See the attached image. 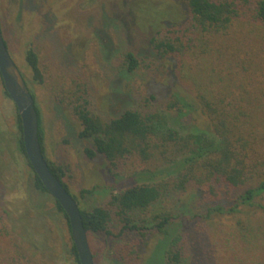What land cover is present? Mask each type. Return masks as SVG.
<instances>
[{"label": "rangeland", "instance_id": "374dc122", "mask_svg": "<svg viewBox=\"0 0 264 264\" xmlns=\"http://www.w3.org/2000/svg\"><path fill=\"white\" fill-rule=\"evenodd\" d=\"M190 15L181 0H0L4 39L41 113L45 155L65 168L64 181L82 208L106 205L112 194L134 183L132 172L148 163L134 155L110 172L102 155L89 158L85 148L93 142L79 136L82 125L73 110L76 100L83 94L93 111L110 118L125 108L123 92H132L134 101L143 107L161 109L170 92L192 93L194 66L214 57L221 42H212L202 55L199 45L194 51L186 50L179 57L180 69L175 58L150 51L147 37L153 26H164L167 18L183 20L185 29ZM254 28L247 19L237 22L233 31ZM184 34L188 43L193 34ZM29 47L39 54L42 81L34 78L27 62ZM126 50L143 59L131 75L121 68ZM256 78L255 82L247 78L244 87L264 97V71ZM151 92L158 95L156 105L146 104ZM17 110L0 74V264H76L66 217L50 193L35 188L27 160L18 150ZM181 122L187 132L209 124L199 110ZM208 202L193 187L159 205L162 211L186 213L176 219L169 237L180 232L195 238L186 248L185 264H264V209L256 205L240 213L209 216L207 207L212 202ZM261 203L264 195L257 199ZM196 214L202 221L199 232ZM166 236L159 233L146 238L131 233L115 238L103 232L88 233L95 264H137L138 253L144 256L138 264H161L163 241L170 240Z\"/></svg>", "mask_w": 264, "mask_h": 264}, {"label": "trees", "instance_id": "16d2710c", "mask_svg": "<svg viewBox=\"0 0 264 264\" xmlns=\"http://www.w3.org/2000/svg\"><path fill=\"white\" fill-rule=\"evenodd\" d=\"M181 1L190 10V19L187 18L190 25L183 29V20L176 22L167 18L164 26H153L147 37L150 51L162 58H175L180 69L183 64L179 57L186 50L193 48L194 51L199 45L202 55L208 52L212 42H221L214 57L194 66L192 93L170 92L168 87L170 93L163 101L165 108L161 109L160 106L143 107L134 101L132 92H123L121 100L125 108L110 118L93 111L90 100L83 94L73 107L82 125L79 136L93 142L85 148L89 158L102 155L108 161L110 172L134 155L148 163L147 167L132 172L134 183L112 194L104 206L82 208L73 195L87 232H103L115 238L131 233L146 238L166 234L170 240L158 243L163 246L161 264H185L186 248L195 243V238L187 233L179 232L169 238L176 219L186 213L162 211L159 205L164 199L195 187L203 193L204 202H212L207 207L209 216L240 213L256 205L264 209V204H257V199L264 195V97L254 95L243 84L247 78L255 82L256 75L264 71V0ZM247 19L255 28L234 34L235 24ZM186 31L193 34L188 43L184 40ZM26 58L34 78L42 81L38 52L29 47ZM142 63L143 59L134 51L126 50L121 68L124 74L131 75ZM5 92L9 96L6 88ZM156 99L158 95L151 92L145 98L146 104H154ZM36 108L45 154L42 117L37 105ZM197 110L208 118L209 124L206 129L196 127V132H187L181 120ZM16 121L17 147L31 169L34 186L49 194L27 156L18 110ZM46 159L52 172L71 193L64 181L65 168ZM54 200L70 227L67 213ZM198 217L194 215V219ZM198 221L197 232L202 226V221ZM71 251L75 263L81 264L74 242ZM143 257L138 253L137 264Z\"/></svg>", "mask_w": 264, "mask_h": 264}, {"label": "water", "instance_id": "95a60500", "mask_svg": "<svg viewBox=\"0 0 264 264\" xmlns=\"http://www.w3.org/2000/svg\"><path fill=\"white\" fill-rule=\"evenodd\" d=\"M0 74L4 86L17 106L22 121L27 156L48 192L67 213L73 242L81 264H95L81 209L74 196L50 169L39 138V115L35 99L5 42L0 21Z\"/></svg>", "mask_w": 264, "mask_h": 264}]
</instances>
